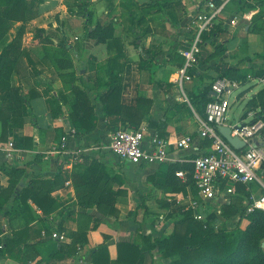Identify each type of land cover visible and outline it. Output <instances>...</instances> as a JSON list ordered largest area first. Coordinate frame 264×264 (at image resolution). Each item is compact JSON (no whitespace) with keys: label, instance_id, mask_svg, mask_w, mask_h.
Returning <instances> with one entry per match:
<instances>
[{"label":"crops","instance_id":"obj_1","mask_svg":"<svg viewBox=\"0 0 264 264\" xmlns=\"http://www.w3.org/2000/svg\"><path fill=\"white\" fill-rule=\"evenodd\" d=\"M37 1L40 2L38 16L28 25L26 33L34 32V36L29 41L25 36L22 40L29 56L23 57L11 77L12 87L20 88L21 96L26 98L22 108L24 126L10 129L8 140L0 141V264H20L23 260L25 264H80L78 252L51 258L61 246L69 249L78 235L87 237V241L83 238L77 241L85 251L107 247L111 258L116 259L121 242H133L140 234L154 239L165 237L166 231L171 234L175 223L172 214L189 210L192 202L198 200L190 187L187 193H175L165 185L171 163L191 162L198 149L208 150L210 146L199 138L200 122L204 118L189 99L191 93L197 89L203 91L207 85L181 81L180 72L185 61L183 51L190 41L187 26L191 18L203 8L211 4L219 6L224 0H89V5L80 0V10L73 8L69 0ZM241 1L243 8L237 9L238 15L224 23L229 4L226 6L212 28L219 27L221 32L217 37L209 36L210 39L217 40L225 30L237 32L242 41L256 34L249 30L264 5L250 11L247 8L252 4H247L253 0ZM78 13L84 16L83 27L88 35L83 51L74 44L77 36L73 35H78L80 30L72 25V18ZM232 19L237 21L235 26L230 23ZM21 25L15 23L7 38L0 40V56L13 42ZM97 25L110 28L117 48L109 51L107 44L91 38L89 31ZM243 25H246L242 29L245 34L239 30ZM47 29L54 34L46 33ZM256 35L263 40L260 34ZM225 36L223 42H227L229 50H238L239 43L230 41L235 42L237 37ZM61 42L66 47H61ZM211 49L209 45V53ZM82 58L88 62L87 69L79 68ZM180 58L183 61L178 67ZM111 60L112 71L108 72ZM77 73L87 79L79 80ZM115 76L123 77L120 104L145 112L140 125H111L102 96ZM73 87L87 93L92 102L96 125L90 131L78 128L72 118ZM35 92L39 96L33 97ZM143 127L147 129L146 149H150L154 135L167 143L168 163L136 165L111 153L109 146L116 130ZM72 130L76 134L69 135L66 150L52 154L60 146L61 138ZM1 132L0 122V135ZM188 136L193 138L190 147H178L177 143ZM10 143L14 144L15 152L8 159L6 148ZM78 150L85 151L76 156ZM26 188L34 190L36 200L29 198L24 211L20 197ZM115 196L116 213L111 211ZM154 197L162 206L150 205ZM99 202L105 204L99 206ZM220 204L223 202L205 204L202 221L207 219L210 209L219 214L216 206ZM139 210L143 212L138 214ZM17 233L22 234L24 247L19 261L4 251L7 241ZM53 233L63 234L65 240L54 239ZM84 263L92 264L87 260Z\"/></svg>","mask_w":264,"mask_h":264},{"label":"trees","instance_id":"obj_2","mask_svg":"<svg viewBox=\"0 0 264 264\" xmlns=\"http://www.w3.org/2000/svg\"><path fill=\"white\" fill-rule=\"evenodd\" d=\"M39 4L40 2L37 0H0V40L3 41L7 38L15 23H22L13 42L3 50L0 56V99L2 100L0 107V122L2 124L0 141L8 140L10 129L24 126L22 108L26 98L21 96L20 88L12 87L11 77L19 69L23 57L29 56V51L22 47V40L27 33L28 25L38 16ZM263 5L264 0H257V3L248 6L247 10H255ZM251 29L256 34L264 35L263 24ZM220 32L218 27L210 33H205L203 41L209 36H219ZM89 34L91 38L107 44L109 51L114 47L117 48L115 39L110 36L109 27L97 25L94 30L89 31ZM60 46L66 47L63 42ZM256 56L264 59V49L262 53L256 54ZM248 60L251 61L250 58ZM114 61L116 62V60ZM109 64L108 72L112 71V60ZM121 67L123 73L125 64ZM226 73L227 70L224 69L219 77H226ZM249 75L250 73L235 75L232 78L246 83ZM262 75H264V71L257 76ZM211 84L205 87L203 91L197 89L189 96L195 111L203 118L205 117L206 106L212 100ZM122 90L123 77L118 78L115 76L113 83L110 84V87L102 96L104 110L111 119V125H140L145 117V112L121 105ZM73 95L75 97L72 104V118L75 125L86 131L92 130L96 125L92 102L89 100L87 93H84L79 87H73ZM37 96H39L38 93H33V97ZM248 107L257 110V119H264V88L250 99ZM248 113L243 118L247 117ZM179 170L189 172L185 182L177 177L176 173ZM192 172L193 164L191 162L171 163L167 184L165 185L166 189L175 193H187V188L190 187L196 195L197 191L192 179ZM238 191L240 194L235 196L236 200L223 207V217L229 218L239 212L244 215V203L248 194L242 185L238 186ZM20 198L22 209L26 211L28 199L33 198L36 200V193L32 188H26L21 192ZM115 200L116 196L111 204V211L116 213ZM104 204V202L98 203L99 206ZM38 206L43 207L40 203H38ZM178 215L179 218L174 223L173 232L168 237L154 239L150 235L140 234L138 239L133 242L118 244L116 259L111 258L107 247H102L93 249L89 253L87 261L92 264H145L147 254H152L154 257L153 253L159 251L163 258L170 259V264H243L242 262L246 256L250 259L247 264H264L263 242L259 240L258 236H254L249 228L245 230L238 229L237 231L216 230L213 225L218 222L219 216L214 209H210L205 221L196 220L194 210H181ZM247 217L252 225L264 228V212L257 211ZM80 238L87 241L86 235H78L69 249H65L68 246H61L51 255V258L59 259L70 255V253H77V241ZM20 239H22V234H15L12 240L7 241L4 249L8 257L18 261L22 259L24 254V247L21 245Z\"/></svg>","mask_w":264,"mask_h":264},{"label":"built area","instance_id":"obj_3","mask_svg":"<svg viewBox=\"0 0 264 264\" xmlns=\"http://www.w3.org/2000/svg\"><path fill=\"white\" fill-rule=\"evenodd\" d=\"M231 0L215 6L211 4L200 10L188 23L187 32L190 41L183 51L185 65L180 72V80H191L188 71L193 68L197 53L203 43L205 33L210 32L217 24L226 6ZM231 25L237 24L236 19L231 20ZM250 76L246 83L219 77L211 84L212 100L207 104L205 117L200 122L198 135L201 141L209 142L208 150L198 149L196 156L191 160L193 164L192 179L197 191L198 200L193 201L187 208L195 211V219H205L203 210L205 204L221 201L230 203L238 195V186L242 185L248 196L245 199L244 215L249 216L257 211L264 212V119H257L254 111L248 115L252 118L249 122H229L232 106L241 100L239 93L234 97V104L230 98L240 87L254 82ZM264 84V75L258 77ZM226 126L231 129L232 137L239 138L245 143L241 149L234 148L220 133L219 128ZM146 128H125L117 130L111 137L110 151L121 160L136 165H163L170 161L167 143L154 135L150 140V149H146ZM72 130L61 138L60 146L52 150L57 154L66 150L69 135H75ZM193 138L188 136L177 143L180 148H189ZM85 150H78L76 156ZM15 146L10 143L6 148V157L11 159ZM189 172L177 171L176 175L184 182ZM219 215V214H218ZM220 222V220H218ZM52 237L60 241L65 240L63 234L53 233Z\"/></svg>","mask_w":264,"mask_h":264},{"label":"rangeland","instance_id":"obj_4","mask_svg":"<svg viewBox=\"0 0 264 264\" xmlns=\"http://www.w3.org/2000/svg\"><path fill=\"white\" fill-rule=\"evenodd\" d=\"M98 1V0H97ZM69 4L72 5L73 8H79V6H81V1L80 0H69L68 1ZM87 5H89V0H85V2ZM257 3V0H253L251 3H248L247 6L249 4L255 5ZM90 4H94L92 2H90ZM243 2L241 0H232L231 3L229 4L227 11L225 13V16L223 18V22H227L229 18L238 15V11L237 9L240 8L242 9ZM264 7V6H263ZM262 7V8H263ZM81 8H79L80 10ZM56 16L55 14L52 15V17ZM260 18V19H259ZM72 22L74 24L72 25H76V29H79V34L78 35H73L74 37L77 36V38L74 41L75 47H79V50L83 51L84 47L83 45H85V41L87 40V28L83 27V23H84V16H82L80 13L77 14L76 17L72 18ZM259 24H263L264 25V9L263 11H261L260 15H258V17L255 18L254 22L252 23V27H256ZM244 26H240L239 30H242L244 28ZM29 27V26H28ZM222 30V29H221ZM46 33L47 32H51L52 35L54 34L53 31H51L50 29L44 30ZM250 33H255L254 30H249ZM243 34H245V31L242 30L240 31ZM227 33V34H225ZM224 35H228V37H237V32L234 33H229L227 30L223 31L222 34H220V37L217 40H212L209 37L203 41L199 52L197 53L196 56V61L194 63V66L192 69H190L188 71V76L190 77L191 81L189 82H193L194 85H196L197 83H203L204 85L210 86V84L221 75V72H223L224 69L227 70V76L226 78L229 79H233L232 77H234L235 75H243V74H249L250 73V77L251 78H255L254 82H251L250 84H247L246 86H242L240 87V89L234 93V95L230 98V101L233 103L234 102V97L239 93V97L241 98V100H239V102H236L231 110H230V114H229V122H234V123H241L243 120L246 122L250 121V117H244L243 116L247 113V112H252L254 111L255 113H257L256 109H250L248 107V102L250 101V99L256 95L262 88H264V84L260 83L258 81V77L257 75L261 74L264 71V59L257 57L256 54L262 53L263 52V40H264V35L261 34L263 40H261L259 37V35H252L249 36V38H245L244 41L243 38L241 37H237L235 39L230 40L231 43H239V48L238 50L236 49L235 52H232L229 50L228 48V44L227 42H223V40H225L227 38V36L223 37ZM29 36V37H28ZM34 36V32H28V35H25V39L27 37L26 41L30 40V37ZM58 37V36H56ZM223 37V38H222ZM29 38V39H28ZM67 39V38H66ZM69 39V38H68ZM63 40V39H62ZM64 41V40H63ZM34 41H31V43ZM65 42V41H64ZM29 44V43H28ZM37 44V43H35ZM204 44V45H203ZM212 46L211 49V53H209V51L207 50L208 46ZM81 47H83L81 49ZM251 59V61H249L248 59ZM178 63V67H180V62H182L183 60L180 58L177 59ZM87 61L85 59H81V62L79 64V68H86L88 67L87 65ZM185 65V61L183 63ZM183 65V66H184ZM205 66H207L205 68ZM219 68L221 72L217 73V70ZM204 70L203 73H200L201 70ZM202 72V71H201ZM223 74V73H222ZM248 76V77H249ZM81 75L77 73V78L80 80H86L87 77L84 78H80ZM93 77V76H91ZM90 78V77H89ZM78 80V83L80 84L81 82ZM187 80V79H185ZM192 84V83H191ZM181 95L183 96V92H180ZM188 93V89L186 94ZM184 97V96H183ZM185 98V97H184ZM95 100V99H93ZM235 198V197H234ZM232 198L231 202L233 203L236 198L234 199ZM153 202L150 205H161V201H159L157 199V197H154ZM231 203H223L220 205L216 206V209L219 213V220L220 222H216L214 223V228L216 230H220V229H226L228 231H237L238 229H250L251 232L254 234V236H258L261 242H264V228L261 227H256L255 225H252L250 220L248 219V217L246 215H242L240 212L227 218V217H223L222 212H223V207L225 205H228ZM147 206V205H146ZM221 211V213H220ZM138 214L142 213L143 210H139L137 211ZM153 213V212H151ZM148 217V216H147ZM179 218L178 213L172 214L171 220L173 219V221L175 222L177 219ZM174 224V223H173ZM169 231H166V236L168 237L170 234ZM165 237H161V238H165ZM42 249V248H41ZM44 251V249H42ZM52 250V249H51ZM91 249H86L78 246V258H80V264H85L84 262L87 260L86 256L89 255V253L91 252ZM154 257L152 258L150 256V254H147L146 257V261L145 264H170V259L168 258H163L161 252L159 251H155L154 253ZM152 255V254H151ZM5 258V257H4ZM45 258V257H42ZM249 258H247V256L244 258L243 260V264H247L249 262ZM24 261V260H23ZM20 262L25 264V262ZM28 261V260H27ZM30 264V263H29Z\"/></svg>","mask_w":264,"mask_h":264},{"label":"water","instance_id":"obj_5","mask_svg":"<svg viewBox=\"0 0 264 264\" xmlns=\"http://www.w3.org/2000/svg\"><path fill=\"white\" fill-rule=\"evenodd\" d=\"M220 133L222 136L236 149H241L245 146V143L242 142L239 138L232 137L231 135V129L226 126H221L219 128ZM263 247H264V242H263Z\"/></svg>","mask_w":264,"mask_h":264}]
</instances>
